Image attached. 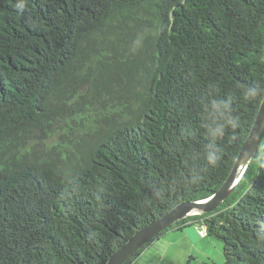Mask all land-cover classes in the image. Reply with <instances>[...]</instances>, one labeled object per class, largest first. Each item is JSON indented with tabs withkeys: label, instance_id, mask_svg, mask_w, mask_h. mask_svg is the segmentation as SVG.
Returning a JSON list of instances; mask_svg holds the SVG:
<instances>
[{
	"label": "trees",
	"instance_id": "16d2710c",
	"mask_svg": "<svg viewBox=\"0 0 264 264\" xmlns=\"http://www.w3.org/2000/svg\"><path fill=\"white\" fill-rule=\"evenodd\" d=\"M263 52L264 0H0V264H105L215 193L264 98ZM192 222L223 264H264V137L219 207L125 264Z\"/></svg>",
	"mask_w": 264,
	"mask_h": 264
},
{
	"label": "water",
	"instance_id": "95a60500",
	"mask_svg": "<svg viewBox=\"0 0 264 264\" xmlns=\"http://www.w3.org/2000/svg\"><path fill=\"white\" fill-rule=\"evenodd\" d=\"M264 57V52H263ZM264 137V98L251 131L246 138L235 164L221 187L211 196L202 200L178 203L162 217L137 230L105 264H125L144 245L169 228L174 223L189 215L211 212L219 207L233 192L247 170L251 160L260 148Z\"/></svg>",
	"mask_w": 264,
	"mask_h": 264
},
{
	"label": "crops",
	"instance_id": "0c3cea01",
	"mask_svg": "<svg viewBox=\"0 0 264 264\" xmlns=\"http://www.w3.org/2000/svg\"><path fill=\"white\" fill-rule=\"evenodd\" d=\"M201 224H192L182 229H171L148 246L134 264H215L219 262L213 254L220 249L216 239L200 235Z\"/></svg>",
	"mask_w": 264,
	"mask_h": 264
},
{
	"label": "rangeland",
	"instance_id": "374dc122",
	"mask_svg": "<svg viewBox=\"0 0 264 264\" xmlns=\"http://www.w3.org/2000/svg\"><path fill=\"white\" fill-rule=\"evenodd\" d=\"M67 118H69L70 116H67V114H65ZM65 115H63V117H65ZM46 130V128L44 129ZM47 131V130H46ZM91 132V128L88 127V128H82V129H78L75 133V135H82L83 133H90ZM43 134V133H42ZM64 135V129L62 128V126L60 124H57L56 126V129H55V132H54V135L52 137L49 138V140H45L46 141V145L48 147V149L50 148V146H48V143L51 144L52 142H58L60 139L61 136ZM80 135V136H81ZM86 137H88V134H85ZM90 139H88L89 141ZM217 243H219V247H221V250L220 249H214L213 250V254L214 255H217L219 253V258L218 256H216V259L219 260L218 264H223L224 263V254H223V245H222V242H220L219 240H217ZM211 264H215L213 261L211 262Z\"/></svg>",
	"mask_w": 264,
	"mask_h": 264
},
{
	"label": "built area",
	"instance_id": "2783aa9c",
	"mask_svg": "<svg viewBox=\"0 0 264 264\" xmlns=\"http://www.w3.org/2000/svg\"><path fill=\"white\" fill-rule=\"evenodd\" d=\"M200 234L201 235H205L206 234V227H202L201 230H200Z\"/></svg>",
	"mask_w": 264,
	"mask_h": 264
}]
</instances>
